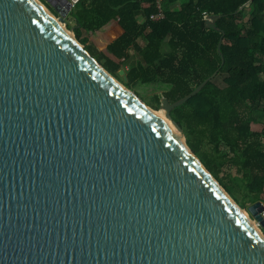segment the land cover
Wrapping results in <instances>:
<instances>
[{"label": "water", "instance_id": "obj_1", "mask_svg": "<svg viewBox=\"0 0 264 264\" xmlns=\"http://www.w3.org/2000/svg\"><path fill=\"white\" fill-rule=\"evenodd\" d=\"M57 1L58 20L0 0V264H264L170 116L217 71L161 107L176 135L61 27L79 0ZM263 210L248 208L262 227Z\"/></svg>", "mask_w": 264, "mask_h": 264}, {"label": "trees", "instance_id": "obj_2", "mask_svg": "<svg viewBox=\"0 0 264 264\" xmlns=\"http://www.w3.org/2000/svg\"><path fill=\"white\" fill-rule=\"evenodd\" d=\"M155 2L79 0L67 27L154 110L186 97L217 71L170 116L242 209L247 203L264 204V0H163L165 17L158 21L152 19ZM178 3L180 8L172 9ZM209 16H218L211 27ZM133 53L136 62L126 70Z\"/></svg>", "mask_w": 264, "mask_h": 264}, {"label": "rangeland", "instance_id": "obj_3", "mask_svg": "<svg viewBox=\"0 0 264 264\" xmlns=\"http://www.w3.org/2000/svg\"><path fill=\"white\" fill-rule=\"evenodd\" d=\"M38 2L40 1L41 3H42V5L47 9V10H50V12H53V14L55 15V17L57 18V20L59 19V14H57L55 11H54V9L53 8H55L56 6L54 5H52L54 2H56L57 0H37ZM57 4H59V2L57 1ZM60 23L65 27V29L66 30H68L69 32H71V30H69V28L67 27V24L68 23H73V21L70 19V18H68V16L66 17V19H65V22H61L60 21ZM136 59H137V56H136V54L135 53H133V56H132V58H131V60L129 61V63H128V65H127V67H126V70L129 68V67H131L132 65H134V63L136 62ZM125 75V71H124V73H123V76ZM120 82V81H119ZM120 83H122V82H120ZM218 83L219 84H221V81H218ZM254 129L256 130V131H260L261 129H262V126H255L254 127ZM223 172H222V176H225V174L224 173H226V171H224V170H222ZM226 184L228 183V184H232L233 185V182H232V180L230 181L229 179H226ZM235 182L236 183H238L239 181H236L235 180ZM237 197H238V199H240L241 200V198H242V196L240 195V194H237ZM236 203H237V201H236ZM238 204V203H237ZM263 204V203H262ZM252 205H250L249 203H247L246 205H245V207H246V209H242L241 211H243V212H245L246 214H247V216L252 220V222L255 224V226L258 228V230H260V232L264 235V227H262V225H260L250 214H249V212H248V208L249 207H251ZM263 206H264V204H263ZM264 211V210H263ZM261 212V214L262 213H264V212Z\"/></svg>", "mask_w": 264, "mask_h": 264}, {"label": "bare ground", "instance_id": "obj_4", "mask_svg": "<svg viewBox=\"0 0 264 264\" xmlns=\"http://www.w3.org/2000/svg\"><path fill=\"white\" fill-rule=\"evenodd\" d=\"M61 27L65 29V27L60 23ZM69 34L72 36V34L69 32ZM157 115V117L159 119H161L166 125L167 127L176 135L179 134L178 130L168 122V120H166L165 116H164V111L163 110H159L155 113ZM241 213L244 215V217L250 222V224L257 229V231L264 237V235L260 232V230H258V228L255 226V224L252 222V220L247 216V214L243 211H241Z\"/></svg>", "mask_w": 264, "mask_h": 264}, {"label": "built area", "instance_id": "obj_5", "mask_svg": "<svg viewBox=\"0 0 264 264\" xmlns=\"http://www.w3.org/2000/svg\"><path fill=\"white\" fill-rule=\"evenodd\" d=\"M156 2V7H157V14H155L152 19L154 21H158L161 20L165 17L164 12H163V8H162V3L163 0H155ZM264 212V211H263ZM261 216L264 218V213L261 214Z\"/></svg>", "mask_w": 264, "mask_h": 264}, {"label": "crops", "instance_id": "obj_6", "mask_svg": "<svg viewBox=\"0 0 264 264\" xmlns=\"http://www.w3.org/2000/svg\"><path fill=\"white\" fill-rule=\"evenodd\" d=\"M180 5H181V3H178V4L174 5L172 9H179Z\"/></svg>", "mask_w": 264, "mask_h": 264}]
</instances>
